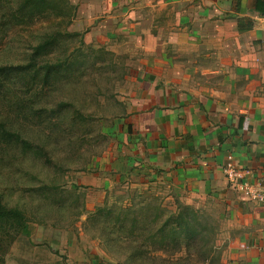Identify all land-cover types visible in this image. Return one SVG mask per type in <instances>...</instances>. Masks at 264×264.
<instances>
[{"label": "crops", "instance_id": "crops-1", "mask_svg": "<svg viewBox=\"0 0 264 264\" xmlns=\"http://www.w3.org/2000/svg\"><path fill=\"white\" fill-rule=\"evenodd\" d=\"M68 1L86 40L125 56L127 106L113 151L78 176L88 186L78 231H28L17 262L116 264L81 224L116 187L160 183L189 202L213 199L243 229L223 264H264V205L223 171L231 153L264 178V0Z\"/></svg>", "mask_w": 264, "mask_h": 264}, {"label": "rangeland", "instance_id": "rangeland-1", "mask_svg": "<svg viewBox=\"0 0 264 264\" xmlns=\"http://www.w3.org/2000/svg\"><path fill=\"white\" fill-rule=\"evenodd\" d=\"M21 1L0 5V65L9 68L0 82V204L23 217L0 222V264H19L28 231L42 224L78 231L88 188L78 176L113 151L127 106L123 54L86 40L66 7L18 20L10 13L30 10ZM81 226L116 264H223L243 231L213 199L189 202L160 183L116 187Z\"/></svg>", "mask_w": 264, "mask_h": 264}, {"label": "trees", "instance_id": "trees-1", "mask_svg": "<svg viewBox=\"0 0 264 264\" xmlns=\"http://www.w3.org/2000/svg\"><path fill=\"white\" fill-rule=\"evenodd\" d=\"M3 1L4 0H0V5H2ZM21 5L22 7L29 6L30 10L25 13H20L22 10L19 9L18 11L14 13L11 12L10 15L17 18L18 20L21 19L22 21L33 20L37 14H38V18L39 17L43 18L44 16L47 15L46 14L47 12L51 13L52 11H54V12L62 13L64 11V7H66L72 13L71 15L72 17L69 20V22H72L75 16V13H76L75 6L72 5L68 0H22ZM36 6H38V9ZM67 34L68 36L81 35V34L83 35V33H80V32L79 33H67ZM48 44H50V41L48 38L40 42L38 44V51L44 50ZM62 62L69 63V59L66 57ZM46 66L49 68L50 67L49 63H47ZM8 70L9 68L3 67L0 65V82L2 81V79L4 78ZM12 219H14V221L17 224H20L21 220H23V217L20 216V213L17 210L8 209L5 206L0 204V222L8 223ZM133 256H135V254H132L130 258L131 257L134 258Z\"/></svg>", "mask_w": 264, "mask_h": 264}, {"label": "built area", "instance_id": "built-area-1", "mask_svg": "<svg viewBox=\"0 0 264 264\" xmlns=\"http://www.w3.org/2000/svg\"><path fill=\"white\" fill-rule=\"evenodd\" d=\"M229 186L245 194L251 201L264 205V178L254 175L253 170L237 164L233 154H228L223 166Z\"/></svg>", "mask_w": 264, "mask_h": 264}]
</instances>
